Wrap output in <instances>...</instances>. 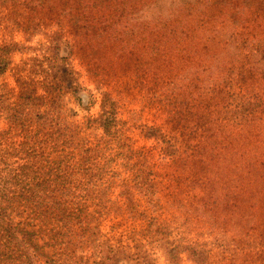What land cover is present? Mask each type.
Returning <instances> with one entry per match:
<instances>
[{"label": "rangeland", "instance_id": "374dc122", "mask_svg": "<svg viewBox=\"0 0 264 264\" xmlns=\"http://www.w3.org/2000/svg\"><path fill=\"white\" fill-rule=\"evenodd\" d=\"M0 264H264V0H0Z\"/></svg>", "mask_w": 264, "mask_h": 264}, {"label": "trees", "instance_id": "16d2710c", "mask_svg": "<svg viewBox=\"0 0 264 264\" xmlns=\"http://www.w3.org/2000/svg\"><path fill=\"white\" fill-rule=\"evenodd\" d=\"M254 110V107H247V108H245V111L247 112V113H250L251 111H253ZM102 125L106 128V129H109V125H107V123H105V122H103L102 123ZM150 173V172H149ZM149 173H147L145 170H141L140 171V173H139V177H141V178H149L150 177V174ZM199 253H201L200 251H197V250H193V252H192V256L194 255H196L194 258H195V260L196 261H201L200 259V254ZM202 255H205L203 252H202Z\"/></svg>", "mask_w": 264, "mask_h": 264}]
</instances>
